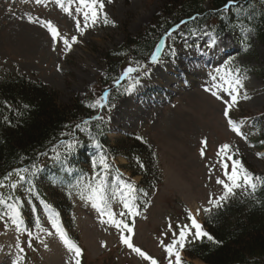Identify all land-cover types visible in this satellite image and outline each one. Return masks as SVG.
<instances>
[{"label": "rangeland", "instance_id": "1", "mask_svg": "<svg viewBox=\"0 0 264 264\" xmlns=\"http://www.w3.org/2000/svg\"><path fill=\"white\" fill-rule=\"evenodd\" d=\"M102 2L108 22L99 18L95 24L89 21V26L84 27L83 9L80 13L76 11L81 7L77 0H60L69 12H65L57 0H40V3L0 0V68L46 86L57 94L60 104L69 106L76 99L83 103L89 97V102L94 104L102 89L100 77L107 68L104 58L116 52L127 36L136 37L153 27L158 29V19H164L158 14L168 4V0ZM45 21L58 29L60 42L57 45H53L50 33L42 26ZM77 21L80 31L76 28ZM73 35L77 42L66 49L62 41L67 38L71 42ZM180 43L182 41L172 49L176 62L161 60L150 66L148 75L117 103L108 118L112 129L108 136L111 144L140 134L154 150L150 159L134 154L137 156L129 161L123 157L111 161L117 172L143 190V194L138 192L143 208L136 216L134 242L157 264L172 263L173 255L169 256L165 246L172 243L173 233L178 237L182 225L187 226L184 247L176 245L174 251L182 250V260L187 264H203L186 252L193 241L187 214L191 212L202 217L205 209L215 207L209 203L210 198L223 195V185L216 183L217 179L226 181L225 170L221 167L223 158L217 155L222 145H230L228 154L239 160L243 168L264 174V46L252 40L246 49H241L228 34L208 41L196 37L189 41L193 43L191 46L184 47ZM204 55L213 61L208 69L203 64L184 66L181 63L185 57ZM127 63V59L123 60L122 67ZM231 66L235 69L228 70ZM217 69H222L220 76L231 71L233 77L235 70H240L243 87L239 88L238 103L229 113L243 136L236 135L228 127L223 115L225 100L230 101V85L219 76L216 81L212 80ZM157 88L164 93H153L144 99L137 97ZM206 88L218 92L223 99L217 100L211 91H205ZM258 116H261V124L256 128L251 122ZM201 141H206V145ZM202 150L204 156H201ZM236 190L246 195L244 187ZM47 195L64 200L63 194L52 189ZM22 196L24 202L25 196ZM122 205L119 197L113 200L109 194V210L114 217L124 213ZM71 212L63 215L69 218L73 232L85 249L84 264H151L121 249L120 230L107 222L101 223L105 219L95 216L87 203H78ZM125 216L128 215L123 218ZM9 226L0 227V264H10L20 246L15 240V231ZM41 236L37 231V237ZM54 236L53 233L47 238ZM53 241L49 242L52 251L48 253L43 243L37 244L38 253H31L29 247V260L25 264H73L72 254Z\"/></svg>", "mask_w": 264, "mask_h": 264}, {"label": "trees", "instance_id": "2", "mask_svg": "<svg viewBox=\"0 0 264 264\" xmlns=\"http://www.w3.org/2000/svg\"><path fill=\"white\" fill-rule=\"evenodd\" d=\"M226 2L228 0H168L158 14L164 17H158V29L153 27L136 37L127 36L116 52L104 58L107 59V68L100 77V83L106 85L116 80L125 58L129 62L146 63L167 30L183 20H187L182 27L185 36L202 34L207 29L217 37L225 33L235 34L237 42L244 46L250 41L245 35L249 33L264 46V0H237L236 6L229 11L217 12ZM125 88L126 84L119 87L113 99L123 96ZM88 105L77 99L69 106L60 104L57 94L46 86L23 76L0 73V182L5 181V175L12 169H31L33 164L41 168L43 156L40 153H46L60 139H67L80 120L95 110ZM100 129L101 126L97 128V123H94L87 131L97 140L102 133ZM55 149L64 152L61 146ZM107 150L110 156H121L128 161L134 154L151 158V149L145 148L138 140H120L114 145L109 144ZM64 158L61 155L59 162L54 161L55 166L50 163L44 170L50 172L55 169L51 179L59 184L66 183L73 170L68 169L67 175L62 173L63 170L67 172L62 162ZM27 176L33 183L35 176L31 172ZM252 176L260 180L254 181L256 190L251 192L250 199L231 204L209 216L206 232L213 239L202 237L194 246L191 258L203 264H264V175ZM21 185L26 189L30 187L29 182ZM51 199L62 215L68 212V202L60 197Z\"/></svg>", "mask_w": 264, "mask_h": 264}, {"label": "snow or ice", "instance_id": "3", "mask_svg": "<svg viewBox=\"0 0 264 264\" xmlns=\"http://www.w3.org/2000/svg\"><path fill=\"white\" fill-rule=\"evenodd\" d=\"M78 4L81 6L76 9L77 13H80L83 9V20H84V27L89 26V21L92 24L97 22V19L101 14L104 15L105 23L108 22L107 15L103 13L104 4L102 0H77ZM237 0H228V3L225 5V11L229 10L232 7L236 6ZM36 3H40V0H36ZM57 4L63 8L65 12H69L68 8H64L62 4H60V0H57ZM31 22V21H29ZM44 27L47 28V31L51 35V41L53 45H57L60 42V33L58 29L53 26L50 21H45L43 23ZM179 27V26H177ZM77 31L81 30L80 22L77 21L76 24ZM83 34V32H81ZM167 36L170 38L172 33H167ZM63 45L66 49H70L73 44L77 42V37L73 35L71 37V42L67 38L63 39ZM165 47V38L162 37L160 43L156 45L155 51L150 54V58L148 60V64H156L161 62V55L163 49ZM211 47V45H209ZM55 50V48H54ZM174 55V52L172 53ZM135 63V66L132 64ZM222 69H217V75L212 76V80L216 81L218 76L219 78L227 85H230L228 89V95L230 96V101L225 100L226 107L223 109V115L227 120L228 127L238 136H243V133L237 127L235 123H233L232 119L230 118L229 110L230 108L238 103V96H239V88L243 87L241 78L239 76V69H236V76L233 77L231 71L225 72L224 75L220 76ZM148 75V70L144 64H141L139 61L130 62L129 66L123 70L122 74L116 78L115 85L118 87L121 81H127L128 86L125 88V94H130L134 88L140 83L143 76ZM214 87H220L219 85H214ZM222 90V89H221ZM205 91H211L210 88H206ZM211 95L214 96L217 100L223 99L221 95L218 94L216 91H211ZM108 93L105 92L102 96H100L94 104L88 105V107L95 108L99 107L104 109L107 107L109 111L111 110L114 105L107 104ZM245 99L248 97L245 96ZM99 119H103V117H99ZM89 121H83L84 125H87ZM76 129L80 131H84L85 129L82 127L81 124H77L75 126ZM139 139V138H138ZM79 141L75 138L69 140H61L60 146L63 147L64 152L61 153L57 149H53L55 152L54 156H50L49 159H53L57 162L60 161L61 155L67 157L72 153V151L77 147ZM202 144L206 145V141H201ZM230 145L224 144L222 145L218 152V156H222L223 163H221V167L225 170L224 176L226 177L225 180L217 179V184H222L224 188L223 195L216 197L215 199L210 198L209 203L215 207L221 206V202L225 201L230 194H233V190L236 188L241 187V181L243 182L244 186L250 187L253 191L256 190V183L254 181L260 180L259 177H253L249 172H247L241 162L239 160H234L231 155H229ZM41 156L47 155V153H40ZM201 156H204L203 150L201 151ZM227 161H231V171H228L229 164ZM92 175L89 179L85 180L83 177L77 182L76 187H78L79 191L77 192L78 197L81 200L86 202H90L91 206L96 209L102 216L107 215L108 220L104 221L101 220V223H109L110 225H114L117 229H119L122 233H132L133 229L127 223H124L122 220H117L114 218V213L109 210V194L111 199H116L117 197L120 198V202L123 204V207L128 210V215L135 216V205L133 201L135 200L134 193L136 192V188L134 185L127 183L126 181H122L119 176H116L112 179L111 185L109 183V165L107 164L106 158L104 156L99 157V161L96 160L92 161ZM143 167V165H141ZM42 169L37 167L36 164H33L31 169L28 168H17L14 170L15 175L17 176V182L12 183L10 187L12 189H16L18 183L29 182L27 173L31 172L33 176H35L39 171ZM13 173H9L5 179H9ZM5 187V185L0 182V188ZM69 196L72 195L71 191H69ZM11 200L12 197H9ZM0 203H5L4 201H0ZM43 203V202H42ZM43 206L47 209L49 206L45 203ZM21 201L19 198H16L12 203L7 204V211L3 214H0V219L7 217L8 220L11 221L16 226L17 231H20V225L23 223L21 220ZM207 212L208 209H205ZM48 221L51 224L52 228L55 230V234L59 237L61 242L67 248V250L71 253H74V256L77 258L75 259V264H80V260L78 257L81 256V250L72 243L68 238L67 234L63 231L60 224L58 223L57 214L54 211L49 210L48 213ZM121 216L125 215V213L121 212ZM189 220H191V227L195 229L194 236L195 238L199 239L202 236H207L209 240H212L213 237L208 235L207 233L202 231V227L195 219L192 218L191 214H189ZM36 227L40 231H44L43 228L40 227V223L37 220ZM171 227V226H170ZM180 231L178 237L175 233H173L174 239L171 244L165 246V251L169 254V256H175V264H181V258L178 251H174L176 245L182 249L184 247V241L186 239V231L187 226L182 225L179 226ZM48 235H52V232H48ZM38 238V237H37ZM120 241L122 244L126 245L132 252L136 253L138 256L143 258L144 260H149L151 264H157L155 259H152L148 256L144 251L140 248L135 247L132 243L131 236L126 234L120 235ZM31 247V244H29ZM23 251V249H20Z\"/></svg>", "mask_w": 264, "mask_h": 264}]
</instances>
